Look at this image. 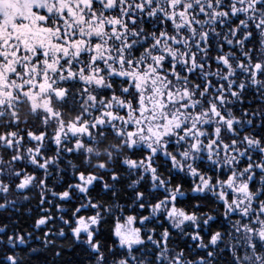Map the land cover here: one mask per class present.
<instances>
[{
    "label": "snow or ice",
    "instance_id": "obj_1",
    "mask_svg": "<svg viewBox=\"0 0 264 264\" xmlns=\"http://www.w3.org/2000/svg\"><path fill=\"white\" fill-rule=\"evenodd\" d=\"M0 27V120L42 87L70 116L0 132V264H264V0H0Z\"/></svg>",
    "mask_w": 264,
    "mask_h": 264
},
{
    "label": "trees",
    "instance_id": "obj_2",
    "mask_svg": "<svg viewBox=\"0 0 264 264\" xmlns=\"http://www.w3.org/2000/svg\"><path fill=\"white\" fill-rule=\"evenodd\" d=\"M30 82V81H25ZM16 86V85H12ZM42 92V91H41ZM46 92V89H45ZM44 92V93H45ZM9 93L3 92V97L6 99ZM34 95L33 92L30 90L28 91L26 98L21 97L23 100L22 103L18 105H14L13 109H6L5 110V119L0 120V132L5 131L4 125L7 124V122L10 121H19V128L15 129L16 131H19L20 129H28L32 128L33 130L42 129V121L44 119V114L47 113L48 115V132L51 134L53 133L59 126L60 121L58 118H56V115L60 112H64V119L67 121L70 116L69 114L62 109L56 102V100L53 98L50 100L48 95L40 94L36 96V100H38L37 97H42V106L47 105L45 108H38L35 105L31 103V99H33ZM36 113L34 115L33 113ZM24 121H28L27 124L24 123ZM4 153L2 150H0V155H3ZM38 201L37 199H32L30 202H26L20 212H18L16 215L21 218V220H27L29 218V215H35L36 213V205ZM8 213H5L3 211H0V216H6ZM66 258L70 260H79L78 256H75L72 253H67Z\"/></svg>",
    "mask_w": 264,
    "mask_h": 264
},
{
    "label": "rangeland",
    "instance_id": "obj_3",
    "mask_svg": "<svg viewBox=\"0 0 264 264\" xmlns=\"http://www.w3.org/2000/svg\"><path fill=\"white\" fill-rule=\"evenodd\" d=\"M0 88H2V87L0 86ZM45 89H46L45 87H42L40 89V91H38L36 93H33L34 97H33V99L30 100L31 103L33 105H35L36 107H38V108H45L47 106V105L42 106V99H43L42 97H37L38 100H36V96L40 95V94H43L45 92ZM0 95H3V92H0Z\"/></svg>",
    "mask_w": 264,
    "mask_h": 264
},
{
    "label": "flooded vegetation",
    "instance_id": "obj_4",
    "mask_svg": "<svg viewBox=\"0 0 264 264\" xmlns=\"http://www.w3.org/2000/svg\"><path fill=\"white\" fill-rule=\"evenodd\" d=\"M24 27L27 31H32L31 29H27V26H24ZM5 35L7 34L3 31V28L0 27V36H5ZM36 35H38V33H34L32 36V39L35 40ZM6 75H7V69H4L2 72H0V86L1 87H3L4 85Z\"/></svg>",
    "mask_w": 264,
    "mask_h": 264
}]
</instances>
